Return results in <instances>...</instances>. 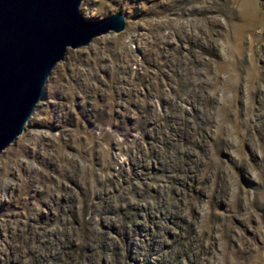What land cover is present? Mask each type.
Here are the masks:
<instances>
[{
	"label": "rangeland",
	"instance_id": "obj_1",
	"mask_svg": "<svg viewBox=\"0 0 264 264\" xmlns=\"http://www.w3.org/2000/svg\"><path fill=\"white\" fill-rule=\"evenodd\" d=\"M254 4L81 0L124 28L66 50L0 153V264H264Z\"/></svg>",
	"mask_w": 264,
	"mask_h": 264
},
{
	"label": "water",
	"instance_id": "obj_2",
	"mask_svg": "<svg viewBox=\"0 0 264 264\" xmlns=\"http://www.w3.org/2000/svg\"><path fill=\"white\" fill-rule=\"evenodd\" d=\"M81 0H0V153L22 133L67 49L124 28L114 11L85 18Z\"/></svg>",
	"mask_w": 264,
	"mask_h": 264
},
{
	"label": "bare ground",
	"instance_id": "obj_3",
	"mask_svg": "<svg viewBox=\"0 0 264 264\" xmlns=\"http://www.w3.org/2000/svg\"><path fill=\"white\" fill-rule=\"evenodd\" d=\"M240 15L242 16L243 20L249 22L250 26L252 25V29L253 27L263 26V19H261L262 17L260 18V15L257 12L254 0H241Z\"/></svg>",
	"mask_w": 264,
	"mask_h": 264
}]
</instances>
